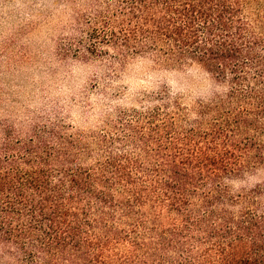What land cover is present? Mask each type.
Segmentation results:
<instances>
[{"label":"trees","instance_id":"trees-1","mask_svg":"<svg viewBox=\"0 0 264 264\" xmlns=\"http://www.w3.org/2000/svg\"><path fill=\"white\" fill-rule=\"evenodd\" d=\"M104 4L91 37L120 67L196 66L213 88L86 131L3 128L0 264H264V180L235 186L264 171V0Z\"/></svg>","mask_w":264,"mask_h":264},{"label":"rangeland","instance_id":"rangeland-1","mask_svg":"<svg viewBox=\"0 0 264 264\" xmlns=\"http://www.w3.org/2000/svg\"><path fill=\"white\" fill-rule=\"evenodd\" d=\"M104 7V0H0V133L44 124L97 128L152 106L144 95L164 86L188 101L210 92L196 66L166 70L137 54L120 67L113 48L91 37L104 29ZM261 180L264 171L235 186Z\"/></svg>","mask_w":264,"mask_h":264}]
</instances>
